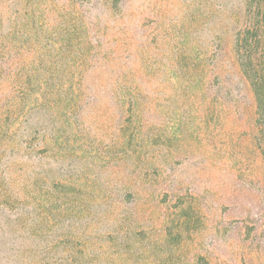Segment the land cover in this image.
I'll use <instances>...</instances> for the list:
<instances>
[{
    "label": "rangeland",
    "instance_id": "rangeland-1",
    "mask_svg": "<svg viewBox=\"0 0 264 264\" xmlns=\"http://www.w3.org/2000/svg\"><path fill=\"white\" fill-rule=\"evenodd\" d=\"M61 1L0 0V30L31 11L39 22L47 16L53 25ZM125 1L123 16L101 32L108 41L120 39L114 64L124 70L121 76L142 80L151 90V118L138 128L145 119L120 116L115 102L101 93L84 122L65 130L68 140L58 122L53 151L43 154L44 134H24L14 126L0 136L1 143L26 142L28 136L25 153L36 157L23 162L29 171L26 193L35 197L39 191L45 217L51 214L45 204L51 178L67 179L82 193L77 213L84 217L71 231L84 232L85 245L76 240L71 245L75 252L86 250L88 264H264V161L252 162L253 106L228 37L232 6L240 0ZM71 58L54 61L68 65ZM175 61L199 72L213 61L225 109H205L186 70L177 72L184 80L177 84L181 89L173 88ZM107 68H100L103 78L110 77ZM10 158L0 151V169ZM40 223L44 245L59 232L48 233L46 218ZM59 242L58 252L67 248L64 239Z\"/></svg>",
    "mask_w": 264,
    "mask_h": 264
},
{
    "label": "trees",
    "instance_id": "trees-1",
    "mask_svg": "<svg viewBox=\"0 0 264 264\" xmlns=\"http://www.w3.org/2000/svg\"><path fill=\"white\" fill-rule=\"evenodd\" d=\"M92 1L93 5H85L78 0H62L60 15L55 17L53 25L47 16L39 22L32 11L16 19L12 28L7 26L10 17L6 18L7 27L0 30V136H8L14 126L16 130L22 128L24 134L31 130L44 134L40 139L44 145L41 153L52 152L50 143H55L52 140L59 135L58 122L65 127L62 133L68 140L65 130L84 122L88 110L100 103L101 93L115 102L120 116H139L145 120L138 122V128L145 127L146 118L150 119L154 110L151 90L142 80L121 76L124 70L114 64L119 59L120 39L108 41L101 32V27L114 21V17L123 16L126 1ZM46 7L48 10L49 5ZM137 10L136 7L134 11ZM231 13L228 37L232 55L253 106L251 142L255 156L252 162H263L264 0H240L232 6ZM133 29L136 32V28ZM210 53L205 52L206 56ZM65 55L72 57L70 64L55 63L57 57ZM102 65H107L105 72L110 77L101 76ZM194 67L175 61L172 87L184 83L177 72L186 70L187 82L195 83L193 91L200 97V104L205 109L223 111L227 100L213 73L215 64L213 61L205 63L199 67L200 72ZM62 73L71 76L60 79ZM113 74L117 77H112ZM48 127H51L49 132ZM15 139L9 146L1 143L0 138V151L11 154L0 169V264H88L86 250L81 248L80 252H75L71 245L73 240L81 247L85 245L80 242L86 236L84 232H77L78 227L71 231L75 222L84 217L82 211L77 213L78 203L83 201L82 193L67 179L51 178V186H46L50 200L45 202L51 214L45 217L41 212L39 191L35 197L26 193L24 175L29 171L27 166L23 167V162L36 159L25 153V149H30L26 146L30 137L24 136L26 142ZM69 201H72L71 206H68ZM60 214L61 220H58ZM45 218L50 228L48 233L59 234L43 245L39 234L40 222ZM116 223H122L121 218H116ZM60 238L65 240L67 248L58 252Z\"/></svg>",
    "mask_w": 264,
    "mask_h": 264
}]
</instances>
